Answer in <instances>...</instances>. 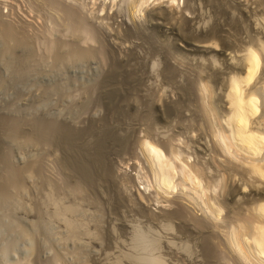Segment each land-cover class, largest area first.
I'll return each instance as SVG.
<instances>
[{"label":"rangeland","instance_id":"rangeland-1","mask_svg":"<svg viewBox=\"0 0 264 264\" xmlns=\"http://www.w3.org/2000/svg\"><path fill=\"white\" fill-rule=\"evenodd\" d=\"M122 1L0 0V264H141L152 254L166 264H208L196 238L178 232L179 219L172 224L163 215L191 203L189 197L147 188L152 172L142 152L149 140L166 150L186 145L191 160L205 155L207 122L193 115L202 105L194 86L202 59L180 48L171 30L156 27L150 11L164 6L189 14L190 0H150L141 14ZM109 86L118 88L113 102ZM159 100L174 101L178 112L165 110V102L160 111ZM67 125L78 136L74 147L58 140ZM108 128L116 139L107 136V170L99 171L112 177L97 168L92 182L73 160L88 161Z\"/></svg>","mask_w":264,"mask_h":264},{"label":"bare ground","instance_id":"bare-ground-1","mask_svg":"<svg viewBox=\"0 0 264 264\" xmlns=\"http://www.w3.org/2000/svg\"><path fill=\"white\" fill-rule=\"evenodd\" d=\"M197 1L201 2L200 6L195 5L198 4L196 3ZM122 2H125L132 9V13L140 12L139 14H141V11L143 13L145 6L149 4L150 0H123ZM189 2V7H186L187 9L190 8L191 12L189 14H186L187 12L184 13L185 11H175L164 6L150 11L155 15L153 18H157L156 27L167 29L168 31L171 30L177 36L178 40L175 39L178 41L177 45L181 46L178 45L180 48H188L196 53L198 61L200 58L202 59L200 60L201 65H197L198 76L196 75L194 82L196 93L198 92L199 95H197L198 97L200 96L201 99L199 100L202 101V105H200L201 103L198 104L201 107L199 109L198 107L195 109L191 108L197 111V113L193 112V115L195 114L194 118H200L202 121L205 119L207 122L205 124L208 129L207 136L205 135L207 139H204L207 140L205 141L206 148L204 147L206 151L204 155L202 150L203 153L201 155L202 151H199V148V154L197 153L196 155L195 151L196 158L191 160L192 154L188 150L185 153L186 149L184 150V147L186 145L182 149L178 146H169L170 149L167 148L168 150H166V147H163L164 145L160 146L154 141L145 140L142 142V150H144L142 152L146 154L151 166L148 167L151 168L150 172H152L150 185L145 186L147 188L148 186L156 188L158 193L164 194V196L169 195L168 197H170V194L173 195L176 191H181L189 197V199L185 200H189L192 204L187 201L182 203L177 209H165L163 215L170 221H173V218L179 219V221H175L176 223L178 222V225L176 224L178 232H180V235H183V233L189 235L191 233L194 239L196 238L199 248L202 250V257H205L208 264H264V0H190ZM191 2L195 3L193 9V3ZM137 23L139 22L137 21ZM6 32L7 34L11 33L9 30ZM0 33L2 34V31ZM84 55L86 56L87 54L84 53ZM172 68H166L167 77L172 76ZM119 71L116 67L112 74L110 73L112 80L116 81L115 78L118 76ZM126 74H129V71ZM134 75L137 74L134 73ZM131 76L124 77H129L130 79ZM107 79L110 81V78ZM114 81L112 82L115 83ZM109 87L106 94L110 95V99L113 102L115 100L113 95L116 91L118 92V88L117 86ZM116 94L118 95V93ZM160 100L155 103L156 108H159L160 111L163 110L161 108L165 102L164 107L168 106L165 110L169 108L178 112L175 108L178 104L176 105L174 101L170 104L167 102L166 105V101L160 102ZM118 106L121 107L120 105ZM186 109L188 110L189 108ZM186 109L182 111L185 112ZM183 112L180 113L183 114ZM124 113L127 112L125 111ZM197 115L201 116L198 117ZM201 124L204 123L201 122ZM64 128L58 133V140L60 138L61 141L63 140L69 145L71 143V146L74 147L75 145H73L72 141L74 140L75 142L78 139L76 130L74 133L72 129H69L70 127L68 129ZM109 128L108 132L102 129L105 133L98 137L97 142L95 140L96 143H92L94 144L93 146L90 143L92 153H89L87 157L85 156L88 161H76L78 158L73 160L80 166L77 169H82L83 175L85 174L84 177L91 178L90 181L96 179L93 177L96 173L95 169L99 168L97 171L99 173L103 172H100V169L107 170L105 168L107 165L104 167V158H106L104 157L106 152L104 151L106 150L104 146L106 147V141L108 143L111 140L107 138L110 137V133L113 134L112 131L114 130L112 128L111 131ZM92 129L94 131L95 128ZM204 134L202 133V135ZM113 135L115 136V134ZM114 136L112 137L115 138L116 136ZM122 139L120 137V140ZM204 140L198 142L203 144ZM65 143L63 144L65 145ZM200 145L196 146V148L203 147ZM87 147L89 146L87 145ZM77 156L80 157V155ZM93 170L95 173H93ZM107 175H109L108 171L105 172L104 176ZM109 176H107L108 179ZM199 212L201 213L198 214ZM200 215H203L202 217L207 220V223L203 221L204 218H201ZM178 234L177 236H179ZM147 257L149 258L143 257L144 261L141 258V264H166L163 256L152 254Z\"/></svg>","mask_w":264,"mask_h":264}]
</instances>
